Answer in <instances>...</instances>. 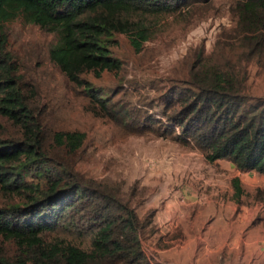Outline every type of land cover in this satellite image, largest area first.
<instances>
[{"label":"trees","instance_id":"obj_1","mask_svg":"<svg viewBox=\"0 0 264 264\" xmlns=\"http://www.w3.org/2000/svg\"><path fill=\"white\" fill-rule=\"evenodd\" d=\"M211 0H0V264H151L141 249L143 222L119 183L86 177V135L49 126L47 109L8 48L6 24L21 18L55 36L51 62L89 101L93 114L130 134L151 133L198 149L208 162L264 175V97L246 91L242 61L264 55V0H233L234 25L207 56L191 62L188 77L166 91L163 116L103 95L84 75L117 72L110 46L125 34L135 52L151 36L148 18L191 11ZM220 43V44H219ZM240 71H243L241 73ZM233 199L244 191L234 178ZM252 199L264 211V187ZM64 231L73 239L48 238Z\"/></svg>","mask_w":264,"mask_h":264},{"label":"rangeland","instance_id":"obj_2","mask_svg":"<svg viewBox=\"0 0 264 264\" xmlns=\"http://www.w3.org/2000/svg\"><path fill=\"white\" fill-rule=\"evenodd\" d=\"M232 5L233 0H211L191 11L149 17L151 36L140 52L116 33L110 50L121 70L84 77L103 95L164 119L167 89L187 79L191 62L226 38L235 21ZM6 30L8 48L36 93L37 109H47L49 126L86 135L83 158L72 161L74 168L86 177H107L131 196L143 222L141 249L151 264H264V211L251 197L257 186L264 187V175L238 170L227 160L208 162L198 149L151 133L130 134L93 114L88 99L49 59L53 34L21 18ZM241 69L246 91L264 97V55L242 61ZM234 178L244 191L239 203L233 199ZM54 237L73 239L64 231L48 235ZM0 245L13 255L12 243L0 238Z\"/></svg>","mask_w":264,"mask_h":264},{"label":"crops","instance_id":"obj_3","mask_svg":"<svg viewBox=\"0 0 264 264\" xmlns=\"http://www.w3.org/2000/svg\"><path fill=\"white\" fill-rule=\"evenodd\" d=\"M264 250V247H262V251Z\"/></svg>","mask_w":264,"mask_h":264}]
</instances>
